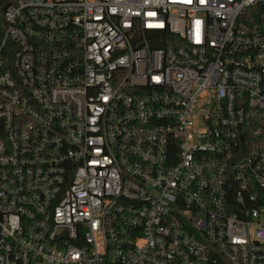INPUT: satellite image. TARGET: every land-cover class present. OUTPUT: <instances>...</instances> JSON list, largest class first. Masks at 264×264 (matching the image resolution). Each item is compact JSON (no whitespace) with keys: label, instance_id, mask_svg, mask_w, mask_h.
Listing matches in <instances>:
<instances>
[{"label":"built area","instance_id":"obj_1","mask_svg":"<svg viewBox=\"0 0 264 264\" xmlns=\"http://www.w3.org/2000/svg\"><path fill=\"white\" fill-rule=\"evenodd\" d=\"M0 264H264V0H0Z\"/></svg>","mask_w":264,"mask_h":264},{"label":"water","instance_id":"obj_2","mask_svg":"<svg viewBox=\"0 0 264 264\" xmlns=\"http://www.w3.org/2000/svg\"><path fill=\"white\" fill-rule=\"evenodd\" d=\"M245 154L244 147L242 146L241 150L235 153V156L232 159V162H236L241 159Z\"/></svg>","mask_w":264,"mask_h":264}]
</instances>
